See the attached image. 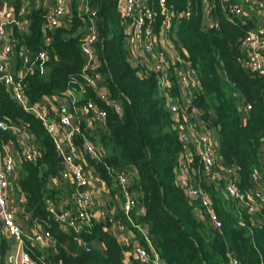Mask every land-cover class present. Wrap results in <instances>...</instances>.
<instances>
[{
	"label": "trees",
	"instance_id": "obj_1",
	"mask_svg": "<svg viewBox=\"0 0 264 264\" xmlns=\"http://www.w3.org/2000/svg\"><path fill=\"white\" fill-rule=\"evenodd\" d=\"M7 1L15 6L18 15L21 5L25 1L28 4V31L13 29L15 48L10 67L17 79L22 78L30 106L41 105L52 96L65 97L72 90L79 95L80 107L93 99L97 108L104 111L103 124L96 130L81 124L84 134L106 152L100 160L86 155V161L113 188V193L120 191L116 170L131 167L137 170L138 175L130 183L137 201L132 219L148 227V235L163 261L228 264L230 257H234L240 264H264V205L252 212L227 195L222 184L218 188L207 185L199 155L190 164L200 179L195 186L209 194L221 226L199 220L194 211L199 199L178 185L176 174L185 151L184 143L158 74L135 65L132 60L127 47L130 19L120 8V0H88L86 8H79L81 0H71L72 14L66 15L63 23L52 30L45 28L47 10L42 6L30 7L33 2L27 0ZM210 3L216 23L208 27L204 22V0H166L171 14L167 37L184 60L170 67L172 92H178L177 72L185 65L194 68L201 86L192 89V107L198 108L206 125L216 130L224 164L234 169L238 187L250 195L254 172L262 175L264 184L259 156L264 139V76L251 72L240 61L245 56L240 39L255 23L253 19L243 23L239 17L227 16L221 0ZM147 4L155 13L152 27L159 35L166 14L160 0H148ZM92 21L99 30L95 50L100 59L101 84L112 100L122 104L121 111L106 104L83 77L86 57L81 44ZM42 50L47 51L44 73L39 70L38 59ZM24 53L31 55L36 68L21 75ZM80 87L85 89L83 93ZM10 90L0 80V120L26 123L41 152L35 161L24 160L15 180L16 191L29 208L31 223L41 224L56 243L41 250L25 234V250L38 264H123L124 247L108 231L112 220L92 217L77 230L66 227L50 212L49 203L61 201L63 193L74 199L76 190L64 191L50 185L51 179L62 177L63 170L54 139L31 109H25L12 98ZM247 105L251 109L246 111ZM11 142L16 143L17 136L0 128V146ZM76 142L82 147L81 137ZM137 208L144 212H138ZM254 213L262 219V224L252 223ZM115 220L128 225L146 243L123 210ZM10 247V241L0 230L1 258Z\"/></svg>",
	"mask_w": 264,
	"mask_h": 264
},
{
	"label": "built area",
	"instance_id": "obj_2",
	"mask_svg": "<svg viewBox=\"0 0 264 264\" xmlns=\"http://www.w3.org/2000/svg\"><path fill=\"white\" fill-rule=\"evenodd\" d=\"M51 6L46 8L45 15L47 30H52L59 26L65 16L69 6V0H49ZM148 0H126L125 9L122 10L124 14L130 19L128 22L129 27L138 30L140 41L143 43L145 53L149 57H155L156 63L154 71L158 74L161 85L170 81V65L168 64V57L166 53L158 49V41L153 31L154 11L148 6ZM224 11L229 17H239L243 23H246L253 17L254 14L260 16L264 21V0H248L249 5L234 4L231 0H221ZM88 0H81L79 8H86ZM166 0H160L162 12L166 14L164 25L170 27L171 14L165 5ZM210 9L211 5L208 3ZM29 14L28 4L25 1L21 5L19 15L13 4L8 3L6 0H0V80L4 81L8 88L11 90L12 98L25 109L35 111L39 119L47 128L48 132L52 135L58 151L64 157V165L62 170V177L64 179L71 178L75 181L77 189L74 196V204L76 210H58L52 203H49L50 212L66 227H74L79 230L82 226L87 224L93 216L92 201L90 188L92 187V180L86 172V166H91L86 161L85 156L90 159L100 160L105 155V149L102 145L97 144L84 134L81 124L86 128L92 129L94 124L90 119L89 113L95 116H101L104 119V111L97 108L93 99H88L84 107H80L77 102L79 95L77 92L69 90L66 93V98L71 100L72 110L59 114H52L37 110L35 107L30 106L27 95L25 93L26 87L21 77L18 79L11 72L10 62L14 56L15 42L12 39L13 29L16 28L21 32H27L29 27ZM94 14V12H93ZM173 14V13H172ZM189 15V12L186 13ZM99 39V30L94 21L89 26L87 34L84 36L81 47L83 54L86 57V65L83 69V77L87 82V86L91 87L97 95L112 106L117 111H121L122 104L115 102L109 96V92L102 86V75L98 72V65H96L97 53L95 44ZM171 51L174 55V61L184 62L179 51L170 43ZM240 48L245 56L240 59L251 72L264 76V24L261 23L248 32L240 39ZM40 60L39 70L41 73L45 72V63L47 60V51L42 50L38 54ZM23 66L21 68V75L26 74L34 66L31 61V55L24 53ZM100 63V62H99ZM185 69L179 73L181 78V86L188 91L192 97V89L196 86L197 75L194 68L186 65ZM199 82V81H198ZM83 93L85 89L80 87ZM57 96H52L46 99L48 104L56 101ZM190 102V113L193 117H198L200 121H196L192 126L195 130L194 142L198 146L196 155L202 159V171L206 178H212L218 168L217 157L215 154L216 143L211 131L212 128L208 127L203 121L202 112L198 108L192 107V98ZM77 107L83 109L79 110ZM168 108L177 122V128H180V113L183 111L181 105L177 102L168 105ZM251 105H247L245 110H250ZM187 111V109H184ZM87 113V115H85ZM89 116V117H88ZM87 117V118H86ZM0 128L5 131H11L16 136L18 134L25 135L28 139V144L22 150L23 161H35L39 158L41 152L40 147L34 142L33 134H31L28 125L24 122L15 123L11 120H0ZM82 138L83 144L80 147L76 138ZM186 137V136H185ZM182 142L184 135L180 133ZM110 173L114 175L112 168H108ZM226 172L232 175L230 180H227L223 191L230 197L237 199L239 203L244 204L250 211L255 212L257 206L264 205V184L262 182V175L259 172L252 174V189L250 195L243 192L237 184V176L232 167H225ZM120 194L122 196V210L127 215L134 227H136L145 238L146 243H143L140 238L134 237L131 243L132 254L137 264H166L161 258L155 244L150 239L145 227L136 224L132 219V212L137 207L135 195L130 189L128 181V174L124 169L116 170ZM17 179L16 161L11 152L6 150V146H0V220L4 227L5 232L13 242L14 252L9 255V260L13 264H38L30 254L25 250L24 236L25 233L18 221L16 213L11 209L9 204V190L15 185ZM186 192L193 198L200 200L201 206L209 211V216L214 227H220L221 221L217 217L213 203L208 194L200 187L186 185ZM30 239L35 245L44 248L48 245L51 239L48 232H42L36 229L35 233L29 235ZM87 246V243L84 242ZM88 248V247H87ZM89 249V248H88ZM228 264H240V262L230 257Z\"/></svg>",
	"mask_w": 264,
	"mask_h": 264
},
{
	"label": "crops",
	"instance_id": "obj_3",
	"mask_svg": "<svg viewBox=\"0 0 264 264\" xmlns=\"http://www.w3.org/2000/svg\"><path fill=\"white\" fill-rule=\"evenodd\" d=\"M7 1V0H6ZM28 2L33 4L32 6H42L43 8H49L51 6V2L49 0H27ZM234 4L239 5H249L247 3L248 0H231ZM8 2V1H7ZM9 3V2H8ZM208 3L213 7V5L210 3V0H204V14H205V24L206 26H211L216 23V20L211 16V9L208 6ZM126 6V0H120V8L122 10L125 9ZM72 14V7H71V0H69V6L67 10V15L70 16ZM254 20L255 26H258L259 24L263 23L264 21L260 16H257V14H254L251 18ZM129 36L127 38V47L131 51L132 54V60L135 65H141L147 70L154 71L156 58L155 57H149L144 50L143 43L140 41L138 30H134L133 27L128 26ZM169 31V26L164 25L162 28L161 33L158 35L156 34L155 38L158 41V49L162 50L166 53L168 57V64L171 66L175 65L174 61V55L170 48V41L167 37ZM100 62V59L96 57V65H98ZM186 66V65H185ZM184 66H182L183 68ZM185 68H183L184 70ZM182 70V71H183ZM155 72V71H154ZM177 72V71H176ZM180 72H177L179 74ZM181 78L179 76L178 80V92L173 93V86L171 82L164 83V90L165 95L167 99V105H170L171 103L177 102L181 105L183 108V111L180 113V121H179V132L184 135V154L182 155V158L180 160V169L176 174V181L180 187H184L186 185L195 186L196 184L200 183V179L196 176V170L192 169V165L190 164L193 162L194 157L196 156V153L198 151V146L194 142V136H195V130L193 129V125L196 121H200L198 117H193L190 113V102L189 100L192 98L190 93L184 90L181 86ZM196 85H198V81L196 82ZM58 104H56L55 101H52L50 105L46 100L41 105L36 106L35 108L42 112L52 113V114H59L58 112L64 113L66 111L72 110V103L71 100H69L66 97H57ZM79 110H83L79 107H77ZM184 109H187L185 111ZM89 113L90 119L92 120L94 127L89 130H96L103 124V119L101 116H95L93 114ZM87 115V113L85 114ZM88 116V117H89ZM87 118V117H86ZM212 135L214 136V141L216 143V157H217V170L215 175L212 178H204V182H206L207 185H216L218 188V185L222 184V187L224 188L227 180H230L232 175L226 172L225 167H227L224 164L223 159L221 158L219 154V143H218V135L216 130L212 129L211 131ZM186 136V137H185ZM28 139L26 136L17 135V142L16 143H8L6 144V150L8 152H11L12 155L15 158L16 161V169H17V178L20 174V169L23 165V157H22V150L26 145L28 144ZM259 156H260V162L264 169V139L262 141L261 147L259 149ZM63 165V164H62ZM86 172L90 176L92 180V187L90 188V194H91V201H92V213L94 218L96 219H103V220H112L111 226L108 228V231L111 234H114L120 243L124 247V256H123V264H137L135 261V258L132 254L131 249V243L136 234L133 232L131 228L128 227V225L124 224L121 220H115V216L118 214L119 211L122 210V196L120 194V191L112 192L111 187H108L106 182L102 179L100 174L96 171V169L91 165L86 166ZM124 172L128 174V181L129 183L132 182V179L138 175L137 170L134 167H131L129 169H124ZM17 180V179H16ZM50 185L54 188H59L64 191H71L76 190L77 186L75 181H73L71 178L64 179L61 178H53L50 181ZM196 187V186H195ZM185 190V188H183ZM115 190V189H114ZM186 191V190H185ZM76 193V191H75ZM75 193H73V198L75 196ZM207 193V192H206ZM208 194V193H207ZM209 196V194H208ZM9 204L10 206L14 207L15 213L20 214L21 218H18V221L24 231V233L29 236L33 234L36 229L39 231H42V225L37 223H31V216L28 213L24 212V204L21 201L20 195L16 191V185L12 186L9 190ZM210 197V196H209ZM211 199V198H210ZM55 208L58 210H70L74 211V201L72 198H69V196L65 193L61 196V201H57L55 204H53ZM238 205L241 207H245L244 204H241L238 202ZM16 209V210H15ZM138 209V208H137ZM136 209V210H137ZM196 217L204 222H209L212 226L211 218L209 216V211L201 206L200 200L199 203L196 204V207L194 208ZM138 212L143 213L144 209H138ZM18 216V215H17ZM253 224H262V219L259 218L255 213L251 217ZM145 231L148 233V227L144 228ZM0 230L7 236L8 240L11 243L10 249L7 250L6 254L1 258L0 257V264H13L9 260V255L14 252L13 242L10 240L9 236L4 230V227L2 225V222L0 220ZM137 237V236H136ZM55 241L51 238L48 241V245L44 248L38 247L41 250H46L48 248L55 246ZM98 248L100 250L103 249L102 245H98ZM55 250V249H54Z\"/></svg>",
	"mask_w": 264,
	"mask_h": 264
},
{
	"label": "water",
	"instance_id": "obj_4",
	"mask_svg": "<svg viewBox=\"0 0 264 264\" xmlns=\"http://www.w3.org/2000/svg\"><path fill=\"white\" fill-rule=\"evenodd\" d=\"M184 52H185L186 55H188L187 50L184 49ZM198 85L201 86V83L198 82ZM33 112L35 113V111H33ZM261 135H263V132H261ZM58 152H59V151H58ZM59 158H60L62 164L64 165V157H63V155H62L60 152H59ZM23 209H24V212H25V213H28V212H29V208H28L27 205H25ZM41 229H42V232H45V231H46L45 228H44L43 226H42Z\"/></svg>",
	"mask_w": 264,
	"mask_h": 264
},
{
	"label": "rangeland",
	"instance_id": "obj_5",
	"mask_svg": "<svg viewBox=\"0 0 264 264\" xmlns=\"http://www.w3.org/2000/svg\"><path fill=\"white\" fill-rule=\"evenodd\" d=\"M62 23H63V22H62ZM55 102H56V104H58V101H55ZM10 207H11V209L14 211V207H12V206H10ZM15 210H16V209H15ZM14 212H15V211H14ZM20 214H21V213H19V214L17 213V214H16V215H18L17 218H19V219L21 218ZM34 233H35V232H34Z\"/></svg>",
	"mask_w": 264,
	"mask_h": 264
}]
</instances>
